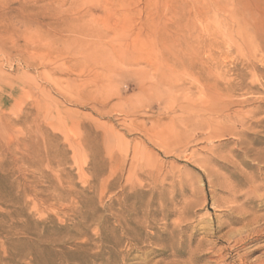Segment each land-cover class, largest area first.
<instances>
[{"label": "rangeland", "instance_id": "1", "mask_svg": "<svg viewBox=\"0 0 264 264\" xmlns=\"http://www.w3.org/2000/svg\"><path fill=\"white\" fill-rule=\"evenodd\" d=\"M263 246L264 0H0V264Z\"/></svg>", "mask_w": 264, "mask_h": 264}, {"label": "bare ground", "instance_id": "2", "mask_svg": "<svg viewBox=\"0 0 264 264\" xmlns=\"http://www.w3.org/2000/svg\"><path fill=\"white\" fill-rule=\"evenodd\" d=\"M233 209L235 211H238L239 216L234 217L231 215V217L237 223L243 224L242 231L239 234L238 241L241 243L243 242L244 244H247L248 242L252 241L263 230L262 228H261L262 230L259 229L258 228L259 226L255 227V228H251V226H253L259 222L260 216H254L255 212L253 214L252 212H250L248 210L242 209L240 206L234 207ZM261 219H262V217H261ZM261 224H263V223H261ZM258 264H264V259H262Z\"/></svg>", "mask_w": 264, "mask_h": 264}]
</instances>
